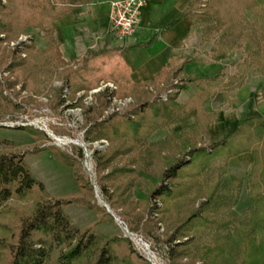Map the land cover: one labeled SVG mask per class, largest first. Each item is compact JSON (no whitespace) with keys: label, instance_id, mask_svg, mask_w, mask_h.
Returning a JSON list of instances; mask_svg holds the SVG:
<instances>
[{"label":"trees","instance_id":"16d2710c","mask_svg":"<svg viewBox=\"0 0 264 264\" xmlns=\"http://www.w3.org/2000/svg\"><path fill=\"white\" fill-rule=\"evenodd\" d=\"M100 1L41 0L34 27L51 37L54 21ZM198 2L193 0L192 6L178 19L188 17L193 25L204 23L202 31L207 39L213 29L209 16L202 18L203 13L194 12ZM0 7L3 8L1 0ZM244 11L252 14V25L259 28L260 35L259 40L254 41L244 33L246 54L234 65L232 73L225 74L224 69H220L213 75H188L183 62L159 87L162 92L172 79L181 81L175 86L178 91L168 94L165 101L153 100L147 87L132 89L129 94L134 104L128 111L95 120L83 133L86 141L104 140L110 145L109 149L94 153L98 171L109 169L100 177V182L110 206H125L124 214L132 229L161 242L171 264H264V137L259 142L252 132L263 118H241L231 131L212 135L208 128L216 121L218 112L203 108L220 91L227 96L240 88L249 72L253 76H264V0H252ZM5 29L0 20V33ZM230 33L231 28L226 27L220 35L218 53L228 55V51H232L234 40L225 41ZM11 53L16 57L14 51ZM101 53L88 49L83 61ZM24 63L21 59L10 67L16 69ZM63 83L59 96L67 85L66 77ZM13 84L9 80L0 81V113L17 109V104L3 94L4 87ZM191 85L194 93L180 103L178 95ZM98 96L92 110L98 111L110 104L111 97L104 93ZM261 96L264 100V85ZM191 110L195 112L196 122L180 130L171 129L172 123ZM158 130L165 133L164 138L149 141ZM205 140L206 146H198ZM5 142L0 138V145ZM245 152L252 153L253 163L244 182L228 171L227 163ZM52 153L57 160L64 158L77 183L83 187L74 164L57 152ZM104 182L112 187L111 193ZM243 188H246L250 205L236 210ZM131 192L137 197L136 201L131 200ZM200 198L204 200L194 207ZM13 199L31 200V203L25 212L13 208L18 214L15 227L0 220V264H139L132 250H121L126 240L75 226L64 212L69 202L52 197L45 190L43 183L31 173L23 154L1 151L0 218L12 211L9 204ZM161 226L162 238L155 235ZM6 236L12 241H5Z\"/></svg>","mask_w":264,"mask_h":264},{"label":"rangeland","instance_id":"374dc122","mask_svg":"<svg viewBox=\"0 0 264 264\" xmlns=\"http://www.w3.org/2000/svg\"><path fill=\"white\" fill-rule=\"evenodd\" d=\"M251 1L199 0L198 2L196 13H203L202 18L209 16V24L213 29L207 37L210 48L217 50V40L220 35L226 27L231 28L232 33L225 39L228 43L234 40L233 49L231 52L228 51L226 56L229 60L226 62L231 68L225 71V74L232 73L234 65L246 54L244 33L250 35L254 41L259 40L260 31L252 25V14L244 11L245 6ZM1 2L3 8L0 7V20L4 22L6 29L0 33V81L4 83L5 80H9L14 83L9 88L5 86L3 94L17 104V109L0 113V138L6 141L0 145V152L11 151L23 154L31 173L43 183L45 190L52 197H60L69 202L64 206V212L78 228H91L103 236L122 238L126 241L122 244L121 250L127 248L132 250L137 260L139 259L137 261L139 264L140 261L152 264L140 246L124 235V228H127L149 243L150 249L155 254L156 264H171L161 242H156L153 236L132 229L128 216L124 214L125 206L119 205L116 208L110 206L100 182V177L107 174L109 169L99 172L94 157L95 151H105L110 145L107 141L104 144L86 141L83 135L85 128L95 120H102L115 112L128 111L134 104L130 91L117 86L112 81L98 82L88 77L83 58L73 62H65L61 59L59 45L54 36L44 35L34 27L41 0H1ZM203 25L204 23L201 22L194 25L202 40L206 38L202 31ZM80 44L82 47H87L85 39ZM12 51L16 53V57L13 56ZM21 59L24 60V64L16 69L10 67ZM65 77L67 85L59 96L58 90L63 86ZM179 84L181 81L175 79L162 92L159 91L160 84L147 85V89L150 87L148 90L153 100L163 102L165 100H161L160 95L166 94L167 98L168 94L178 91L175 86ZM99 93L111 97L110 104L99 108L98 111L92 110L97 105ZM75 103L77 107H74ZM216 103L217 101H214L213 106L218 110ZM51 133L57 139L65 138L74 143L59 144L50 135ZM164 136L165 133L158 130L151 135L149 141L154 142ZM207 143L205 140L199 142L198 146H206ZM52 151L65 157L68 163L74 164L82 177L83 187L77 183L72 168L66 164L64 158L57 160ZM105 184L106 189L111 193L112 187ZM130 196L132 201L137 200L133 192ZM203 200V198L196 200L194 207ZM243 200L241 199L237 209L248 203L249 197L246 201L242 202ZM30 203L31 200H11L9 206L12 211L4 213L0 220L15 227L18 223V214L13 208L25 212ZM151 217L156 218V215ZM163 233L161 226L156 230L155 235L162 238ZM5 241L10 242L12 239L6 236Z\"/></svg>","mask_w":264,"mask_h":264},{"label":"crops","instance_id":"0c3cea01","mask_svg":"<svg viewBox=\"0 0 264 264\" xmlns=\"http://www.w3.org/2000/svg\"><path fill=\"white\" fill-rule=\"evenodd\" d=\"M107 1L82 6L53 22L52 35L58 42L63 61L79 60L88 49L102 52L89 57L84 63L86 75L95 81H112L130 91L147 85H162L183 62L184 72L188 75H213L220 69L225 72L231 68L226 62L229 61L226 52L218 53L210 48V42L200 38L188 17L178 19L182 12L192 6L193 0H146L140 11L138 27L124 41L116 40L110 31ZM84 39L87 41L86 48L80 44ZM263 85L264 76H253L249 72L240 88L227 96L220 91L216 97L207 101L204 110L218 112L208 132L212 135L219 131L229 132L241 118L262 117L263 121L256 123L252 129L254 137L261 142L264 137ZM194 91L191 85L187 91L180 92L177 100L184 103ZM214 101H217L218 110L213 106ZM196 120L195 112L191 110L172 123L171 129L180 130ZM252 163V153L245 152L229 159L227 167L233 176L245 182ZM247 197L246 188H243L236 210L250 205L249 200V205L245 202V205L237 209L241 199L244 202Z\"/></svg>","mask_w":264,"mask_h":264},{"label":"built area","instance_id":"2783aa9c","mask_svg":"<svg viewBox=\"0 0 264 264\" xmlns=\"http://www.w3.org/2000/svg\"><path fill=\"white\" fill-rule=\"evenodd\" d=\"M145 2L146 0H109L107 1L110 31L116 40L124 41L134 33V31L139 25L140 11L145 5ZM160 97H161V100H166V94H161ZM51 136L56 140V142L59 141L60 139V138L57 139V137H55L54 135H51ZM61 140L64 141L65 138L60 139V141ZM97 142H101L103 144L105 143L104 140L95 141L94 143H97ZM83 145L85 144H82V146ZM116 220L118 219L116 218ZM124 235L134 240L135 243L140 246V248L146 255V258L150 262H152V264H156L155 254L150 249V245L147 241L143 240L141 236L128 231L127 228H124Z\"/></svg>","mask_w":264,"mask_h":264},{"label":"bare ground","instance_id":"6f19581e","mask_svg":"<svg viewBox=\"0 0 264 264\" xmlns=\"http://www.w3.org/2000/svg\"><path fill=\"white\" fill-rule=\"evenodd\" d=\"M50 135H53V133H51ZM59 144H67V143H74L72 140H68V139H65L64 141H57ZM86 146V145H85Z\"/></svg>","mask_w":264,"mask_h":264}]
</instances>
